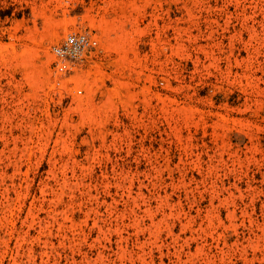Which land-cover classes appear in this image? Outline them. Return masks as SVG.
<instances>
[{
	"label": "rangeland",
	"instance_id": "rangeland-1",
	"mask_svg": "<svg viewBox=\"0 0 264 264\" xmlns=\"http://www.w3.org/2000/svg\"><path fill=\"white\" fill-rule=\"evenodd\" d=\"M0 264H264V0H0Z\"/></svg>",
	"mask_w": 264,
	"mask_h": 264
},
{
	"label": "built area",
	"instance_id": "built-area-1",
	"mask_svg": "<svg viewBox=\"0 0 264 264\" xmlns=\"http://www.w3.org/2000/svg\"><path fill=\"white\" fill-rule=\"evenodd\" d=\"M92 46L87 33L75 32L64 35L49 47L58 63H81L85 61Z\"/></svg>",
	"mask_w": 264,
	"mask_h": 264
}]
</instances>
